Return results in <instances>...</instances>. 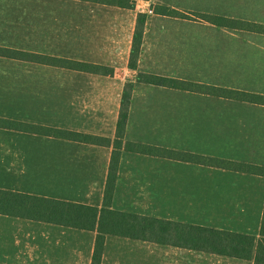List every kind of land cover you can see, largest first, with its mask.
<instances>
[{
	"label": "crops",
	"instance_id": "1",
	"mask_svg": "<svg viewBox=\"0 0 264 264\" xmlns=\"http://www.w3.org/2000/svg\"><path fill=\"white\" fill-rule=\"evenodd\" d=\"M132 1L133 8L90 0H0V46L115 69L113 75H106L0 56V117L114 141L125 86L133 83L136 89L146 85L130 73L141 71L139 67L131 69L129 60L138 14L145 12L141 0ZM155 5L162 4L151 7ZM191 12L193 18L158 15L235 34L264 36L218 26L193 15L220 14L264 24L241 12ZM133 90L125 140L199 153L169 145L158 121L136 119L140 110L135 109ZM112 154V144L0 127V188L102 207ZM112 207L258 236L264 214V176L123 150ZM96 237L93 230L0 214V264H92ZM101 264H253V260L108 235Z\"/></svg>",
	"mask_w": 264,
	"mask_h": 264
},
{
	"label": "trees",
	"instance_id": "2",
	"mask_svg": "<svg viewBox=\"0 0 264 264\" xmlns=\"http://www.w3.org/2000/svg\"><path fill=\"white\" fill-rule=\"evenodd\" d=\"M90 1L127 8L135 7V1L132 0ZM151 9L157 14L178 18H193V16L167 5H155L152 6ZM193 15L196 18L218 26L240 28L264 34V24L261 23L236 19L220 14L196 12ZM146 21L147 13L139 12L129 60V67L131 69L137 70L139 67L138 65L142 51ZM0 56L40 61L66 67L68 69L91 73L106 75H113L115 73L114 67L108 65L69 58H56L39 55L2 46H0ZM137 81L146 85L186 91H198L214 96L227 97L230 99L264 105V94L247 90L199 83L144 71H138ZM133 88V83H128L125 86L122 108L114 141L110 138L75 130L41 126L0 117V127L4 128L17 129L92 144L113 145V154L105 190L104 204L102 207L0 188V214L96 231L97 237L92 264H101L105 241L108 235L152 241L165 245L212 252L230 257L252 259L253 264H264V214L261 229L257 236L173 219L158 218L121 211L112 207L119 162L123 150L264 176V166L262 165L125 140V131L129 119V106Z\"/></svg>",
	"mask_w": 264,
	"mask_h": 264
},
{
	"label": "rangeland",
	"instance_id": "3",
	"mask_svg": "<svg viewBox=\"0 0 264 264\" xmlns=\"http://www.w3.org/2000/svg\"><path fill=\"white\" fill-rule=\"evenodd\" d=\"M141 1L147 21L139 70L264 93V36L197 25L151 9L169 5L189 15L227 10L264 22V0ZM134 90L136 119L161 123L169 145L264 165V107L142 84Z\"/></svg>",
	"mask_w": 264,
	"mask_h": 264
}]
</instances>
